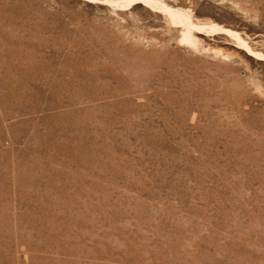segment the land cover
Segmentation results:
<instances>
[{"label": "rangeland", "instance_id": "1", "mask_svg": "<svg viewBox=\"0 0 264 264\" xmlns=\"http://www.w3.org/2000/svg\"><path fill=\"white\" fill-rule=\"evenodd\" d=\"M0 264H264V0H0Z\"/></svg>", "mask_w": 264, "mask_h": 264}, {"label": "bare ground", "instance_id": "2", "mask_svg": "<svg viewBox=\"0 0 264 264\" xmlns=\"http://www.w3.org/2000/svg\"><path fill=\"white\" fill-rule=\"evenodd\" d=\"M149 4H151L152 2H149V1H147ZM153 5V4H152ZM166 12L167 13H169V14H171L172 16H174V17H176V18H180L181 20H185L184 19V15H182V14H180V13H177V11L175 12L174 10H172V9H167L166 8ZM187 19V18H186ZM189 20V19H188ZM183 22H186V21H183Z\"/></svg>", "mask_w": 264, "mask_h": 264}]
</instances>
